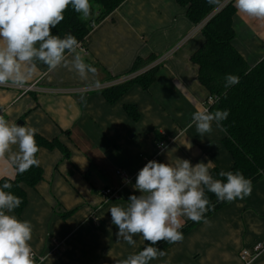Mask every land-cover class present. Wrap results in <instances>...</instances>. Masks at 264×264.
I'll return each mask as SVG.
<instances>
[{
  "label": "crops",
  "instance_id": "0c3cea01",
  "mask_svg": "<svg viewBox=\"0 0 264 264\" xmlns=\"http://www.w3.org/2000/svg\"><path fill=\"white\" fill-rule=\"evenodd\" d=\"M200 26L188 19L177 0H127L77 49L97 69L95 74L82 79L75 70L49 72L37 62V71L24 86L33 90L0 86V115L10 124L37 129L48 141L58 140L70 155L41 148L43 180L28 189L23 214L12 213L33 225L29 243L38 257H46L43 264H118L138 253L147 241L140 234L134 236L135 246L117 240L109 209L141 195L133 185L150 159L173 165L186 159L193 166L211 162L210 172L232 170L224 130L215 122L204 136L195 125L187 128L192 113L208 109L210 97L191 60L204 44ZM233 28L235 48L255 67L264 59V20L237 11ZM149 58L165 59L153 84L147 90L132 84L119 100L109 102L105 88L130 76L137 60ZM128 106L136 109L138 120L127 113ZM161 141L169 146L160 154ZM119 170L130 176L129 184L117 175ZM15 176L7 159L0 160V179ZM108 188L117 198L105 200ZM180 219L182 226L191 221ZM206 220L150 264H243V250L264 244V178L253 185L250 196L228 202ZM57 242L62 251L54 255ZM252 264H264V253Z\"/></svg>",
  "mask_w": 264,
  "mask_h": 264
},
{
  "label": "clouds",
  "instance_id": "9594fccd",
  "mask_svg": "<svg viewBox=\"0 0 264 264\" xmlns=\"http://www.w3.org/2000/svg\"><path fill=\"white\" fill-rule=\"evenodd\" d=\"M69 5L82 20L93 15L90 0H0V86L24 87L37 71V62L49 72L60 67L75 70L82 79L97 72L82 59L77 51L80 43L71 32L63 38L52 34V29L64 20ZM235 7L239 13L264 20V0H235ZM237 83L239 77L225 76V87ZM228 116V110L196 111L187 128L195 125L196 132L204 136L212 132L215 122L223 131L221 122ZM36 132L32 127L10 124L0 115V160L6 158L18 174L39 165ZM12 146L18 150L14 151ZM178 161L175 165L148 161L133 185L141 195H131L126 206L114 205L109 209L112 223L118 228L117 240L135 246L134 236L140 234L149 242V246L118 264H150L165 256L164 250L154 246L160 241L183 240L181 217L194 222L204 219L207 223L205 213L214 206L210 205L205 189L222 202L243 200L252 193V180L240 171H220L219 176L225 177V181L212 177L211 162L193 166L189 160ZM12 187L7 181L0 186V264H38L29 243L33 225L12 214L22 203L20 197L6 191ZM45 258L41 257L39 264Z\"/></svg>",
  "mask_w": 264,
  "mask_h": 264
},
{
  "label": "trees",
  "instance_id": "16d2710c",
  "mask_svg": "<svg viewBox=\"0 0 264 264\" xmlns=\"http://www.w3.org/2000/svg\"><path fill=\"white\" fill-rule=\"evenodd\" d=\"M127 0H90L93 15L82 20L71 5L64 12V20L52 29L53 35L61 38L71 32L83 46L86 38L96 25L103 22ZM187 11L188 19L194 25H201L204 44L192 56V62L198 67V81L208 90L214 102L208 106L210 112L228 110L229 116L222 121L226 134L223 141L233 159L232 172L240 171L245 178L252 180L253 185L264 178V59L255 67H251L234 46L236 33L233 28V18L237 13L234 1L219 10L224 0H177ZM99 5V7H96ZM157 58L136 61L131 74L145 70L142 74L126 83L105 88L103 91L107 100L116 102L132 84H139L147 90L155 81L158 67H151ZM232 74L239 77V83L225 87V76ZM133 120L139 119V114L132 106L126 107ZM35 139L39 149L59 150L65 158L69 151L58 141H48L36 134ZM40 151V150H39ZM39 152L36 153L38 159ZM220 170L213 169L210 174L214 179L225 180L219 176ZM43 169L40 165L32 166L23 174L16 173L15 178L0 179V186L5 181L12 183L10 190L22 199L21 205L14 214L21 216L28 205V189H35L43 180ZM205 195L210 201V210L205 213V219L220 210L227 201H219L215 194L205 189ZM189 221L180 231L183 235L193 230L203 222ZM149 242L141 249L149 246ZM171 243L160 241L154 247L163 250ZM140 250V251H141Z\"/></svg>",
  "mask_w": 264,
  "mask_h": 264
},
{
  "label": "built area",
  "instance_id": "2783aa9c",
  "mask_svg": "<svg viewBox=\"0 0 264 264\" xmlns=\"http://www.w3.org/2000/svg\"><path fill=\"white\" fill-rule=\"evenodd\" d=\"M234 0H227L224 5H222L220 7L219 10H221L222 8H224L226 5H228L230 2H232ZM205 22L203 24H201V28L204 26ZM80 48H82V45L80 44ZM165 59H161L160 61H157V62H154L153 65L151 67H156V66H160L163 61ZM143 72H145V70L143 71H140V72H137V73H134V74H131L130 76L126 77V78H122L118 81H116L115 83L113 84H110L107 86V88L109 87H112V86H116V85H119V84H123V83H126L130 80H133L135 79L136 77H138L140 74H142ZM19 89H23L25 90V92H29L31 90L34 89V86H28V87H18ZM214 102V99L212 97H209L208 100H207V108L210 104H212ZM161 146H164V147H161ZM169 146V142L167 141H161L158 143V148H159V151H160V154ZM150 160H155L157 162H160V159L159 157L157 158H154V159H150ZM148 160V161H150ZM147 161V162H148ZM117 175L122 178L124 181H127L125 182V184H129L131 182V178L129 175H127L124 171H117ZM103 196L105 198V200H112V199H115L117 198L118 194L117 192H115L113 189H106L103 191ZM62 251V244L61 243H56L55 245V248H54V255H58L60 254ZM34 253V256L39 264V261H40V257H38L35 252ZM264 253V244H257L256 246L253 247L252 250H249V249H245L241 252L240 254V258H241V261L243 262V264H252L256 259H258L262 254Z\"/></svg>",
  "mask_w": 264,
  "mask_h": 264
},
{
  "label": "rangeland",
  "instance_id": "374dc122",
  "mask_svg": "<svg viewBox=\"0 0 264 264\" xmlns=\"http://www.w3.org/2000/svg\"><path fill=\"white\" fill-rule=\"evenodd\" d=\"M226 1H227V0H224V2L222 3V5H224V3H225ZM222 5H221V6H222ZM221 6H220V7H221ZM219 9H220V8H219ZM216 12H218V9H217V11H216Z\"/></svg>",
  "mask_w": 264,
  "mask_h": 264
},
{
  "label": "water",
  "instance_id": "95a60500",
  "mask_svg": "<svg viewBox=\"0 0 264 264\" xmlns=\"http://www.w3.org/2000/svg\"><path fill=\"white\" fill-rule=\"evenodd\" d=\"M17 125L21 126V125H22V123H21V122H19Z\"/></svg>",
  "mask_w": 264,
  "mask_h": 264
}]
</instances>
